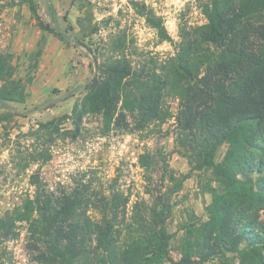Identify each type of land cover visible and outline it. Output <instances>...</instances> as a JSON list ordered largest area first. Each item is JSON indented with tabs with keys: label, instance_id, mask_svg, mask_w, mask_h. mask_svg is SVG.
Listing matches in <instances>:
<instances>
[{
	"label": "trees",
	"instance_id": "obj_1",
	"mask_svg": "<svg viewBox=\"0 0 264 264\" xmlns=\"http://www.w3.org/2000/svg\"><path fill=\"white\" fill-rule=\"evenodd\" d=\"M30 9L36 15L32 2ZM201 10L206 23L181 25L175 54L160 65L159 73L148 75L124 57L107 60L70 118L78 129L86 116L99 115L110 129L125 128L129 116L138 120L140 130L144 124H164L171 117L165 99L177 100L178 145L198 170L211 171L219 187L206 208L207 219L187 230L179 264H228L214 261L229 253L243 258L264 250V157L258 145L264 143V0H209ZM35 18L40 29L59 41L76 43ZM146 18L167 40L161 22ZM40 56L37 50L31 69ZM11 76L8 60L0 56V82L5 85L0 104L15 101L14 94L26 88ZM71 97L67 93L61 99ZM52 106L53 101L45 109ZM223 144L228 150L215 163ZM161 162V183L179 189L182 181L165 158ZM138 163L150 174L155 159L143 154ZM35 182L32 175L30 183ZM168 200L158 191L151 203L137 198L130 206L131 194L117 189L102 190L91 199L77 189L56 193L37 187L34 198L13 216L0 218V245L17 236L15 223L25 222V249L39 264H160L170 241L164 228L171 212ZM90 210L98 219L88 216Z\"/></svg>",
	"mask_w": 264,
	"mask_h": 264
},
{
	"label": "rangeland",
	"instance_id": "obj_2",
	"mask_svg": "<svg viewBox=\"0 0 264 264\" xmlns=\"http://www.w3.org/2000/svg\"><path fill=\"white\" fill-rule=\"evenodd\" d=\"M208 1L180 0L182 7L177 12L175 0H0V21L10 35L8 48L0 50V56L11 66V81L26 87L22 94H14L15 101L0 104V218L13 216L34 198L37 187L56 193L77 189L91 199L102 190L117 189L131 194L130 206L137 198L151 203L161 191L167 194L171 212L164 225L170 235L168 253L160 264L180 263L187 230L207 219L206 208L219 187L211 171L198 170L178 145L177 100L165 99L171 117L164 124H144L140 130L138 120L129 116L125 128L110 129L99 115L86 116L76 129L70 116L88 92L94 64L98 75L107 60L124 57L148 75L159 73L160 65L175 54L181 25L195 28L206 23L201 6ZM36 16L76 43L68 44L67 38L61 42L40 29ZM147 16L161 22L167 40L148 24ZM173 20L170 32L164 24ZM145 28L156 31L158 39H150ZM141 40L143 46H138ZM162 41L169 43L170 51H155ZM37 50L41 56L31 69ZM67 93L73 97L61 99ZM52 101L53 106L45 109ZM258 145L264 157V143ZM227 150L228 145H220L214 162H221ZM143 154L155 159L150 174L139 166ZM163 158L182 181L179 189L161 183ZM32 175L35 184L30 183ZM88 216L98 219L93 210ZM13 233L17 236L11 235L0 245V264H39L25 249L27 224L15 223ZM219 261L264 264V250L243 258L240 253H229L214 262Z\"/></svg>",
	"mask_w": 264,
	"mask_h": 264
},
{
	"label": "clouds",
	"instance_id": "obj_3",
	"mask_svg": "<svg viewBox=\"0 0 264 264\" xmlns=\"http://www.w3.org/2000/svg\"><path fill=\"white\" fill-rule=\"evenodd\" d=\"M176 2V11L178 12L180 10V8L182 7L180 0H175ZM159 15V13H158ZM141 24H143V20L140 21ZM175 23V20L171 21V22H166L164 24V27L167 28L170 32L172 31V24ZM146 33L149 34V38L150 39H158L157 33L156 31L149 29V28H145L144 30ZM141 36L144 35V33H140ZM138 46H143V41H139L138 42ZM164 50H169L170 51V45L167 41H162L159 45L158 48L155 49V51L157 52H163Z\"/></svg>",
	"mask_w": 264,
	"mask_h": 264
},
{
	"label": "built area",
	"instance_id": "obj_4",
	"mask_svg": "<svg viewBox=\"0 0 264 264\" xmlns=\"http://www.w3.org/2000/svg\"><path fill=\"white\" fill-rule=\"evenodd\" d=\"M9 36L8 28L2 21H0V50H7V41Z\"/></svg>",
	"mask_w": 264,
	"mask_h": 264
},
{
	"label": "water",
	"instance_id": "obj_5",
	"mask_svg": "<svg viewBox=\"0 0 264 264\" xmlns=\"http://www.w3.org/2000/svg\"><path fill=\"white\" fill-rule=\"evenodd\" d=\"M94 67H95V70H94V74H93L92 80L95 79V77L97 75V68H96L95 64H94ZM10 110H12L13 112L17 113V111L15 109H10Z\"/></svg>",
	"mask_w": 264,
	"mask_h": 264
}]
</instances>
